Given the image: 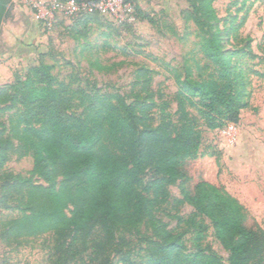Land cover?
I'll list each match as a JSON object with an SVG mask.
<instances>
[{
    "label": "trees",
    "instance_id": "trees-1",
    "mask_svg": "<svg viewBox=\"0 0 264 264\" xmlns=\"http://www.w3.org/2000/svg\"><path fill=\"white\" fill-rule=\"evenodd\" d=\"M10 2L0 0V27ZM187 2L184 18L197 27L194 52L202 57L185 66L184 76L174 70L176 120L173 100L154 90V70L145 65L134 70L125 93L58 80L44 61L0 87V117L10 113L12 138L32 156V173L46 182L6 174L0 203L14 200L20 216L5 237L22 230L50 234L56 264H264V228L197 167L201 127L237 124L250 105L251 73L264 72L240 68L237 56L251 53L248 45L246 51L223 46L215 0ZM137 10L139 18L153 21ZM89 16L80 13L73 25ZM0 126L2 168L15 145L3 138L6 123ZM172 185L180 190L176 202L193 207L192 220L210 221L229 252L226 260L210 248L187 252L182 235L158 218L156 205L170 198ZM207 228L203 224V234Z\"/></svg>",
    "mask_w": 264,
    "mask_h": 264
},
{
    "label": "rangeland",
    "instance_id": "rangeland-1",
    "mask_svg": "<svg viewBox=\"0 0 264 264\" xmlns=\"http://www.w3.org/2000/svg\"><path fill=\"white\" fill-rule=\"evenodd\" d=\"M51 1L11 0L0 31L8 30L14 38L25 40V45L21 44L25 57L16 63V70H0V82L5 79L6 84L11 83L16 73L44 61L54 66L52 72L58 80L125 93L130 90L134 70L145 65L154 70V90L161 89L173 100L170 110L174 119L178 118L174 98L179 86L174 70L184 76L185 66H192L194 57H202V53L194 52L199 41L197 27L184 18L187 0H121L106 13L83 11L90 19L86 22L84 17L76 26L73 18L52 12ZM214 6L223 46L246 51L248 45L251 53L237 56L240 68L264 72V0H215ZM137 7L153 21L139 18ZM250 78V105L242 111L240 121L218 129L201 127L199 154L203 156L197 167L210 181L224 185L264 228V77L251 73ZM188 108L198 115L195 108ZM9 114L0 117L8 128L3 138H11L15 146L0 168V198L5 194L8 173L46 184L32 173V156L12 138ZM150 177L148 174L146 180ZM61 179L56 177L57 186ZM168 189L170 198L156 205L158 218L182 235L187 252L193 253L199 246L210 248L226 260L229 252L216 238L210 221L202 217L192 220L193 207L176 202L181 198L178 185ZM19 216L14 200L0 203V264H56L51 257L50 234L31 235L22 230L12 232L9 238L4 236ZM203 224L208 227L204 234Z\"/></svg>",
    "mask_w": 264,
    "mask_h": 264
},
{
    "label": "built area",
    "instance_id": "built-area-1",
    "mask_svg": "<svg viewBox=\"0 0 264 264\" xmlns=\"http://www.w3.org/2000/svg\"><path fill=\"white\" fill-rule=\"evenodd\" d=\"M121 0H97L94 2L78 1V0H52L50 2V9L52 12H62L68 18H75L83 11L98 10L101 12H108L113 9L114 5Z\"/></svg>",
    "mask_w": 264,
    "mask_h": 264
},
{
    "label": "crops",
    "instance_id": "crops-1",
    "mask_svg": "<svg viewBox=\"0 0 264 264\" xmlns=\"http://www.w3.org/2000/svg\"><path fill=\"white\" fill-rule=\"evenodd\" d=\"M21 44L25 45V40L17 36L14 38L8 30L6 33L0 31V70H16V63L20 62L22 57H25V55H22V51L25 49H21ZM2 76L0 73V77ZM4 85H6L5 79L0 82V87Z\"/></svg>",
    "mask_w": 264,
    "mask_h": 264
},
{
    "label": "flooded vegetation",
    "instance_id": "flooded-vegetation-1",
    "mask_svg": "<svg viewBox=\"0 0 264 264\" xmlns=\"http://www.w3.org/2000/svg\"><path fill=\"white\" fill-rule=\"evenodd\" d=\"M7 6H9V5H7Z\"/></svg>",
    "mask_w": 264,
    "mask_h": 264
}]
</instances>
